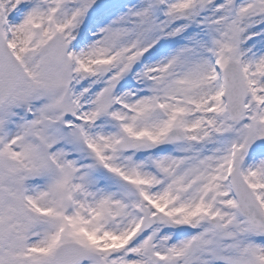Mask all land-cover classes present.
I'll list each match as a JSON object with an SVG mask.
<instances>
[{
    "label": "snow or ice",
    "instance_id": "snow-or-ice-1",
    "mask_svg": "<svg viewBox=\"0 0 264 264\" xmlns=\"http://www.w3.org/2000/svg\"><path fill=\"white\" fill-rule=\"evenodd\" d=\"M0 264H264V0H0Z\"/></svg>",
    "mask_w": 264,
    "mask_h": 264
}]
</instances>
